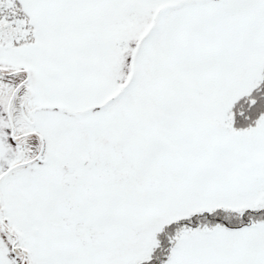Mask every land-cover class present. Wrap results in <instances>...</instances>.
Returning <instances> with one entry per match:
<instances>
[{"label": "snow or ice", "instance_id": "snow-or-ice-1", "mask_svg": "<svg viewBox=\"0 0 264 264\" xmlns=\"http://www.w3.org/2000/svg\"><path fill=\"white\" fill-rule=\"evenodd\" d=\"M0 264H264V0H0Z\"/></svg>", "mask_w": 264, "mask_h": 264}]
</instances>
